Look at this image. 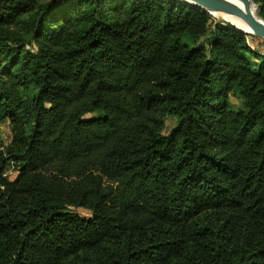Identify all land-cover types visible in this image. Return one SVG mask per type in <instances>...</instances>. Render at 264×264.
Here are the masks:
<instances>
[{"label": "trees", "instance_id": "trees-1", "mask_svg": "<svg viewBox=\"0 0 264 264\" xmlns=\"http://www.w3.org/2000/svg\"><path fill=\"white\" fill-rule=\"evenodd\" d=\"M248 35L179 0H0V264H264Z\"/></svg>", "mask_w": 264, "mask_h": 264}, {"label": "water", "instance_id": "water-1", "mask_svg": "<svg viewBox=\"0 0 264 264\" xmlns=\"http://www.w3.org/2000/svg\"><path fill=\"white\" fill-rule=\"evenodd\" d=\"M212 13H224L241 18L257 35L264 39V19L254 15L251 4L255 5L253 0H239L244 3V9L240 8L233 0H179ZM243 31V30H242Z\"/></svg>", "mask_w": 264, "mask_h": 264}, {"label": "rangeland", "instance_id": "rangeland-1", "mask_svg": "<svg viewBox=\"0 0 264 264\" xmlns=\"http://www.w3.org/2000/svg\"><path fill=\"white\" fill-rule=\"evenodd\" d=\"M218 14L219 13H217L216 16H214L213 14H211V15L216 20H218L219 22L226 24V25H232L235 28H237L236 26H238V25L224 19L223 17L219 16ZM259 38L260 39H258L256 36H249V35L247 36L249 45L251 46L252 49H254L256 52H258L260 57H261V56H264V39L261 36ZM252 59H254L256 61L259 60L258 56H254V57H252ZM93 115H94V113H88L85 116L91 117ZM175 123H176L175 117H173V116L167 117L165 120L164 132H169L174 127ZM12 130H13L12 125L8 119H4L0 122V151L2 150L4 144H7L10 142L11 137H12ZM5 172H6L7 176L10 177L11 179L17 175V171L15 170L12 163H7ZM76 210L83 216L89 215V213H87V211H85L81 208H77Z\"/></svg>", "mask_w": 264, "mask_h": 264}, {"label": "bare ground", "instance_id": "bare-ground-1", "mask_svg": "<svg viewBox=\"0 0 264 264\" xmlns=\"http://www.w3.org/2000/svg\"><path fill=\"white\" fill-rule=\"evenodd\" d=\"M233 1L240 8L244 9V3L243 2H241L239 0H233ZM251 8H252V12L254 13V15L257 16L258 15L257 14V8L255 7V5H253V3L251 4ZM217 13H219V12H217ZM217 13H212V14L216 16ZM218 15L223 17L224 19L238 25V26H236L238 29L243 30L244 32H249L253 36H259L241 18L234 16V15L224 14V13H219Z\"/></svg>", "mask_w": 264, "mask_h": 264}]
</instances>
